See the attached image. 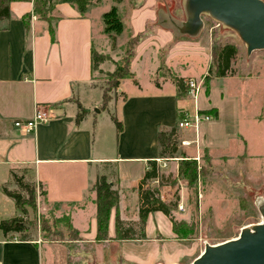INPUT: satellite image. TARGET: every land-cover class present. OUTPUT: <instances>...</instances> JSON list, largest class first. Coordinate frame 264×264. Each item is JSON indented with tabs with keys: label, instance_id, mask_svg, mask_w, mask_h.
I'll return each mask as SVG.
<instances>
[{
	"label": "crops",
	"instance_id": "crops-1",
	"mask_svg": "<svg viewBox=\"0 0 264 264\" xmlns=\"http://www.w3.org/2000/svg\"><path fill=\"white\" fill-rule=\"evenodd\" d=\"M160 1L126 0L129 12L124 15L123 0L118 5L113 0H100L90 4L84 13L72 3L57 0L50 6V23L34 14L33 0L10 2L9 17L0 20V220L20 215L2 186L11 184V171L24 168L29 171L30 181L45 192L42 199L37 198V207L48 212L55 208L56 214L67 215L79 232L78 241L91 243L100 251L113 247L111 264H176L178 256L174 255L181 250L175 242L167 241L175 233L164 213L153 211L147 215L145 236L138 241L116 239L115 218L118 215L121 220L137 221L139 184L143 187L148 182L143 176L149 161L157 164L163 158L159 155L158 132L176 126L181 108L193 109L191 103L187 108L179 105L182 94L172 79H155L153 74L163 66L178 78L202 76L205 72L196 74L194 61L183 57L189 52L199 53L198 49L179 48L190 42H175L173 34L162 28L137 41L129 67L132 77L119 81L116 90L120 97L110 96L104 109L103 90L93 78L92 64V53L102 54L95 46L99 36H94L98 24L103 33V12L96 15L101 4L116 5L121 19H126L122 20V32L127 29L129 37L134 38L155 21ZM49 25L53 26V35ZM169 42L173 46L159 57L160 48ZM203 54L208 64L207 52ZM144 69L145 83L136 76L138 70ZM209 73L205 81L211 83L208 94L199 93L195 103L201 112L216 108L217 118L211 109L209 113L202 112L212 117L202 131L199 127L180 130L191 133L178 146L183 153H194L192 144L202 146L206 141L223 148L229 144L228 138L239 132L237 100L229 98L216 82L218 78L238 77ZM78 104L86 113L76 123ZM36 108L48 118L32 132L24 133L14 125L16 120L32 118ZM112 115L122 123L120 132ZM100 176H105L119 197L117 207L110 211L109 238L103 241L96 239L92 189ZM18 235L4 234L0 229V264H45L39 241L21 240ZM167 245H175L176 252L171 254Z\"/></svg>",
	"mask_w": 264,
	"mask_h": 264
},
{
	"label": "rangeland",
	"instance_id": "rangeland-1",
	"mask_svg": "<svg viewBox=\"0 0 264 264\" xmlns=\"http://www.w3.org/2000/svg\"><path fill=\"white\" fill-rule=\"evenodd\" d=\"M92 1L97 4L100 0ZM113 1L118 5L121 0ZM184 1L161 0L155 9L157 15L155 21L149 22L147 31L134 38L129 37L131 35L127 29L115 37L102 33L100 31L102 27L97 21L98 25L94 34V36H99L100 41L97 39L95 46L102 52L104 56L102 63H104L93 68V78L109 98L110 96L120 97L116 87L113 86V77L110 73L116 65L124 64V58L131 52V49L135 50L137 41L145 39L152 33L155 35L158 28L170 31L175 42H190L186 43V46L179 45V48L186 47V51H189V48L198 49L199 53L189 52L188 56L183 55V57L194 61L196 74L205 72L202 76L193 79L202 86L199 93L204 92L206 96L211 83L210 81L206 83L204 77L208 74L209 67L212 75H215L213 63L215 51L225 43L232 44L237 49V55L231 61L228 74L238 78L234 80L218 78L216 82L229 94V98L237 100L239 132L229 137V144L223 148L211 141H206L202 146H198V143L192 144L191 151L194 153H183L178 151V146L182 145V139L190 137L191 133H181L182 128L177 125L181 119L177 120L175 145L172 151L167 153L169 156L157 161L159 177L155 181L153 179V181L146 182L145 185L156 189L157 195L166 202L174 203L178 200L177 207L171 211V214L177 221L184 220L193 226L192 231L186 236L178 237L175 234L167 239L180 247L179 254L174 255L178 256L175 260L176 264H189L204 250L206 244H216L234 238L239 235L242 227L260 222L262 217L258 207L264 202V50L247 53L245 44L235 31L218 23L207 14L202 15L204 25L198 35L189 36L178 33L173 21L180 23L186 19ZM122 4L124 9L121 11L127 15L129 3L123 0ZM110 8L109 3H103L99 9H96V15ZM122 20L126 22V19ZM133 40L134 45L130 47L128 44L133 43ZM171 46L173 42L162 46L158 53L159 57L160 54L164 56ZM205 52L209 57L208 64L203 54ZM168 71L167 67L161 66L153 77L160 79L161 76H165L172 79L174 75ZM136 76L139 77V81L145 83L147 70H138ZM181 94L180 106L184 104L187 108L190 103L193 104L192 110L181 108L183 118H187L194 124L196 115H206L207 120H211L212 117L209 114H204L209 113L211 109L216 112L215 117L217 118L216 108H210L208 111L202 110L204 112L202 113L194 97L187 93ZM207 120L202 118L191 129L197 130L199 127L202 131ZM202 121L206 122L200 125ZM181 156L196 161V177L192 181L179 174L178 166ZM15 173L23 177L25 181L31 180L29 171L24 168H17ZM7 187L20 192L22 196H27L26 191L12 180ZM40 190L42 188L38 186L37 198L42 199L43 196L39 194ZM27 209L28 212L22 217L23 222L34 221L35 227L26 231L25 234L27 238L37 240L42 245L45 264H111L110 254H114V248H101L100 251L97 247H91L89 245L91 243L78 241L81 239L79 232L72 227L67 215L56 214L55 208H51L50 212L42 211L39 205L36 212H33L30 207ZM39 215L44 220L43 229L41 224L39 225L38 222V225L36 224ZM135 229L138 230V227ZM130 234L136 237L137 232L132 230ZM138 239L142 238L133 240L138 241ZM174 246L167 245L171 254L176 252ZM81 253L85 256L91 255V258L81 257Z\"/></svg>",
	"mask_w": 264,
	"mask_h": 264
},
{
	"label": "trees",
	"instance_id": "trees-1",
	"mask_svg": "<svg viewBox=\"0 0 264 264\" xmlns=\"http://www.w3.org/2000/svg\"><path fill=\"white\" fill-rule=\"evenodd\" d=\"M13 0H0V20L9 17V5ZM57 0H33V12L39 18L43 20H47L49 23L52 17L49 15L50 6ZM64 2H69L77 6L81 13H84L88 6L93 3L92 0H61ZM119 2L120 0H115ZM98 2V1H97ZM102 22H103V33L107 35H111V37H115V35H119L123 31V21L121 19L118 8L113 5L111 8L102 14ZM49 31L51 35H53V26L49 25ZM135 40V39H134ZM133 43L128 44L130 47L134 45ZM237 55V49L234 45L225 43L217 48L214 53L213 63L215 66V75L216 76H225L230 71L231 61L235 59ZM133 56V50L124 58V64L116 65L115 69L110 73L113 77V86L116 87L119 81L126 77H132V73L130 72V62ZM104 56L102 54H98L96 52L92 53V64L93 68L97 66L102 60ZM211 69H209L208 74L205 75V81L209 78ZM229 75V74H228ZM173 81L177 86L178 92L184 93L186 92L184 86V79L178 78L174 76ZM109 97L106 95L105 91H103V99L101 104V109L106 108ZM85 110L78 104V112L75 117L76 123H78L85 115ZM179 119H182L184 116L181 114L178 116ZM112 121L116 126L117 132L122 130V123L115 116H111ZM158 142L160 146L159 155L162 157L169 156L172 151V148L175 145V137H176V126L171 128L169 131L160 130L158 132ZM171 156V155H170ZM149 169L145 171L143 180H153L159 177V172L157 168V164L155 160L149 161ZM179 174L180 176H184L189 178L191 181L196 177V161L193 159H188L186 156H181L179 160ZM11 180L14 181L17 185L26 191L27 196H22L20 192L13 191L8 189L6 185L2 186V191L8 197L14 200L16 207L20 210V215L15 216L9 219L0 220V229L4 234L7 233H19V239L21 240H29L27 238L25 232L34 228L33 222H23V215L28 212L27 207L32 208L33 212H36L37 209V184L31 181H25L23 177L18 176L14 171H11ZM145 186V185H144ZM142 187V184H139L138 187V195H139V208H138V220L137 221H128L125 222L121 220L118 215L115 218V228H116V239H135V238H143L144 234V226L147 219V215L153 211H161L164 213L172 224L173 232L178 237H184L189 234L193 226L187 224L184 220L177 221L171 211L177 207L178 200L174 203H169L162 200L157 195V190L152 188L151 186ZM93 191L95 192V205H96V224H97V232L96 239L99 241L107 240L108 237V223L110 211L112 208H116L118 205L119 197L117 191L112 189L111 184L106 180L105 176H100L95 184L93 185ZM39 194L44 196L45 192L43 190L39 191ZM42 225L44 220L39 215L38 221L36 220V224ZM28 223L29 227L25 224ZM37 224V225H38ZM124 225V226H123ZM138 227V230L135 228ZM136 231L137 235H131L130 231ZM78 234V232H77Z\"/></svg>",
	"mask_w": 264,
	"mask_h": 264
},
{
	"label": "water",
	"instance_id": "water-1",
	"mask_svg": "<svg viewBox=\"0 0 264 264\" xmlns=\"http://www.w3.org/2000/svg\"><path fill=\"white\" fill-rule=\"evenodd\" d=\"M184 9L186 19L173 21L178 33L198 35L204 25L202 15L207 14L235 31L247 53L264 50L263 0H185ZM258 210L260 222L242 227L234 238L206 244L189 264H264V202Z\"/></svg>",
	"mask_w": 264,
	"mask_h": 264
},
{
	"label": "built area",
	"instance_id": "built-area-1",
	"mask_svg": "<svg viewBox=\"0 0 264 264\" xmlns=\"http://www.w3.org/2000/svg\"><path fill=\"white\" fill-rule=\"evenodd\" d=\"M184 86L186 89V93L195 99L197 98L200 88L202 87L201 84H199L195 79L193 78H187L184 79ZM200 114V113H199ZM48 117L46 116V113L43 112L40 108H36L34 115L30 119L26 120H16L14 122V125L17 128H20L22 132L24 133H30L34 130V128L41 122L45 121ZM208 119V116L203 115H196L195 116V124L189 121L187 118H182L178 121L177 125L180 128H193L196 125V122L199 120Z\"/></svg>",
	"mask_w": 264,
	"mask_h": 264
}]
</instances>
